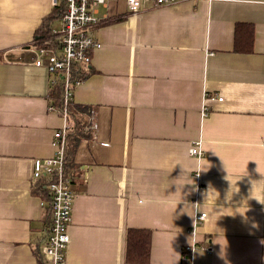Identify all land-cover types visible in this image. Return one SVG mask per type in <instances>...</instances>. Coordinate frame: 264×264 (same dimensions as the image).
Here are the masks:
<instances>
[{
  "label": "crops",
  "instance_id": "1",
  "mask_svg": "<svg viewBox=\"0 0 264 264\" xmlns=\"http://www.w3.org/2000/svg\"><path fill=\"white\" fill-rule=\"evenodd\" d=\"M52 6L0 0V264H44L51 219L33 161L73 127L49 98L55 75L33 65ZM99 18L92 74L72 93L89 110L71 159L66 264H129V229L151 233L149 264H264V0L143 1L136 12L116 0ZM237 24L253 26L249 53L235 51ZM198 140L200 160L189 155Z\"/></svg>",
  "mask_w": 264,
  "mask_h": 264
},
{
  "label": "built area",
  "instance_id": "2",
  "mask_svg": "<svg viewBox=\"0 0 264 264\" xmlns=\"http://www.w3.org/2000/svg\"><path fill=\"white\" fill-rule=\"evenodd\" d=\"M116 0H65L67 10L59 22V29L54 33L59 35L60 49L34 48L33 65L46 67L56 76L62 75L65 84L63 107L60 113L68 118V105L72 102L71 75L75 66L90 67L92 65V53L101 48V43L92 35V30L100 23V8L108 9ZM143 1H152L156 6H164L183 0H125L127 9L131 12L138 11ZM55 6L58 0H51ZM56 83L54 77L51 84ZM80 82H77L78 85ZM51 111L55 108L50 107ZM208 109L203 108L202 115H207ZM93 121V120H92ZM91 121L90 128L97 129V124ZM70 124H66L55 131L52 146L55 154L49 158H36L33 161L32 181L39 182L46 179L49 185L51 209V225L48 228V236L42 247L41 255L44 264H66V249L70 243L68 227L72 221L73 201L75 197L74 178L65 171V157L67 147V133ZM189 155L202 159L205 155L202 149V141L193 143L189 149ZM43 205L45 203L43 202ZM207 219V213H196V224H202ZM197 246L186 249V253L193 254ZM203 250L211 252L212 246L208 244ZM188 255V256H189ZM188 258V257H187Z\"/></svg>",
  "mask_w": 264,
  "mask_h": 264
},
{
  "label": "trees",
  "instance_id": "3",
  "mask_svg": "<svg viewBox=\"0 0 264 264\" xmlns=\"http://www.w3.org/2000/svg\"><path fill=\"white\" fill-rule=\"evenodd\" d=\"M67 10L65 0H58L48 16H46L39 27L34 33V48L45 49H60L59 35L54 33V26L59 23L63 18ZM110 20L109 22H112ZM254 43V29L249 24H237L235 30V51L239 53H249L252 51ZM92 74V67L75 66L71 75L72 88L76 86L77 82H84ZM56 83L51 86L49 98L53 105L58 110H61L64 102L65 84L62 79V75L56 76ZM89 107L74 105L69 103L68 114L69 120L72 121L73 127L68 132V145L65 157V171L68 175L71 174L73 154L76 151L80 140L82 139V133L84 130V124L81 119L78 118L80 113L87 112ZM33 193L43 200L46 205L47 219H51V209L49 204V185L46 179H42L33 188ZM51 225V220H50ZM49 225V226H50ZM151 253V233L145 230L129 229L125 238V261L129 264H149ZM39 256V254L37 253ZM40 258V256H39ZM44 263V261H43Z\"/></svg>",
  "mask_w": 264,
  "mask_h": 264
},
{
  "label": "rangeland",
  "instance_id": "4",
  "mask_svg": "<svg viewBox=\"0 0 264 264\" xmlns=\"http://www.w3.org/2000/svg\"><path fill=\"white\" fill-rule=\"evenodd\" d=\"M55 29H59V23H56L55 26H54V30Z\"/></svg>",
  "mask_w": 264,
  "mask_h": 264
}]
</instances>
